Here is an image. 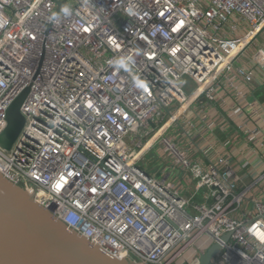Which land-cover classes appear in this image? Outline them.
Returning <instances> with one entry per match:
<instances>
[{
  "label": "built area",
  "instance_id": "obj_1",
  "mask_svg": "<svg viewBox=\"0 0 264 264\" xmlns=\"http://www.w3.org/2000/svg\"><path fill=\"white\" fill-rule=\"evenodd\" d=\"M263 32L264 0H0V132L30 88L0 173L109 257L201 264L217 243L208 264H264V194L253 189L263 175L249 180L225 156L204 165L164 133L224 85L246 128L240 82L259 73L264 89V40L248 52ZM245 131L264 141L263 128ZM159 139L189 195L166 166L158 178L139 165Z\"/></svg>",
  "mask_w": 264,
  "mask_h": 264
},
{
  "label": "water",
  "instance_id": "obj_2",
  "mask_svg": "<svg viewBox=\"0 0 264 264\" xmlns=\"http://www.w3.org/2000/svg\"><path fill=\"white\" fill-rule=\"evenodd\" d=\"M30 88H25L7 111V123L0 132V146L10 149L25 124L21 107ZM229 234L224 238L227 240ZM213 244L201 255L208 264L219 251ZM0 264H134L104 254L88 239L71 231L54 218L22 186L0 173Z\"/></svg>",
  "mask_w": 264,
  "mask_h": 264
},
{
  "label": "crops",
  "instance_id": "obj_3",
  "mask_svg": "<svg viewBox=\"0 0 264 264\" xmlns=\"http://www.w3.org/2000/svg\"><path fill=\"white\" fill-rule=\"evenodd\" d=\"M256 76L254 84L240 82V87L247 92V96L244 113L240 115L239 120L247 129H264V89L261 86L260 74L257 73ZM236 103V94L224 85L215 102L202 96L183 106L182 111L178 109V121L167 124L164 133L169 134L174 125L179 127L182 136L180 140H184L182 145L176 140L180 148L204 165L210 161L216 163L218 157L225 156L232 158L236 172L241 175L248 174L249 180L263 175L262 181L253 189L257 194H264V141L254 144L249 140L246 128L239 127L236 116L231 115ZM167 119L166 117L165 120ZM212 124H215V127L210 131L207 126ZM170 137L174 136L170 134ZM246 161L249 165L243 168L242 165ZM166 172L169 180L182 187V193L189 195L193 191V182L186 181L184 173L179 181H175L170 178L171 171Z\"/></svg>",
  "mask_w": 264,
  "mask_h": 264
},
{
  "label": "rangeland",
  "instance_id": "obj_4",
  "mask_svg": "<svg viewBox=\"0 0 264 264\" xmlns=\"http://www.w3.org/2000/svg\"><path fill=\"white\" fill-rule=\"evenodd\" d=\"M263 40H264V32L257 37V39L252 44L248 52L251 55H253V53L256 52L260 47V45L263 43ZM250 54L248 56H250ZM185 90L186 92H189L191 90V87L186 86ZM180 133H181V129L179 127H176V125H174L173 128L169 130V134L166 135L170 136V134H172L174 136L173 137L174 140L180 141V144L182 145L184 143V140H180V138L182 137ZM139 165L144 167L150 173H156V176L158 178H161L163 176V173L160 170L164 166H166V170L171 171L170 178L174 179L175 181H179L180 178L182 177V174L184 173L182 168L177 164H175L173 157L164 152V147L161 139L157 140L153 144V146L144 153L142 159L139 162ZM205 191L206 189L201 190L200 194L196 197V200L202 201L203 200L202 195L205 193Z\"/></svg>",
  "mask_w": 264,
  "mask_h": 264
},
{
  "label": "clouds",
  "instance_id": "obj_5",
  "mask_svg": "<svg viewBox=\"0 0 264 264\" xmlns=\"http://www.w3.org/2000/svg\"><path fill=\"white\" fill-rule=\"evenodd\" d=\"M65 12H67V9H65Z\"/></svg>",
  "mask_w": 264,
  "mask_h": 264
}]
</instances>
